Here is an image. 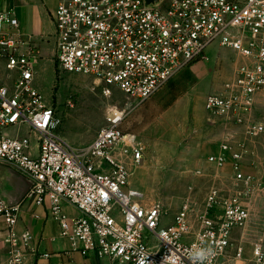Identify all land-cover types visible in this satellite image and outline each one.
Instances as JSON below:
<instances>
[{"label": "built area", "instance_id": "1", "mask_svg": "<svg viewBox=\"0 0 264 264\" xmlns=\"http://www.w3.org/2000/svg\"><path fill=\"white\" fill-rule=\"evenodd\" d=\"M53 23L59 67L94 77L106 97L118 88L145 102L192 64L208 61L215 42L233 52L232 76L205 101L211 123L224 127L207 161L217 171L230 166L231 184L215 182L202 204L187 200L162 226L164 206L131 187L144 148L124 131L126 112L112 108L85 146L61 136L56 109L35 86L41 49L0 0V164L31 183L19 202L0 196L6 264L49 257L29 230H17L27 201L49 206L73 249L115 264H191L193 245L213 247L212 264H264L262 243L246 260L244 240L235 238L250 220L252 200L264 195V122L254 117L264 93V0H58Z\"/></svg>", "mask_w": 264, "mask_h": 264}, {"label": "rangeland", "instance_id": "2", "mask_svg": "<svg viewBox=\"0 0 264 264\" xmlns=\"http://www.w3.org/2000/svg\"><path fill=\"white\" fill-rule=\"evenodd\" d=\"M48 36V42L39 47L42 58L35 86L56 109L57 131L70 143L85 146L107 124L112 108L126 112L123 129L136 136L144 148V158L133 170L131 187L144 192L148 203L164 206L162 226L173 221L187 200L202 204L215 182L230 188L231 168L217 171L207 161L219 147L224 127L211 123L205 101L232 76L236 66L233 52L215 42L206 50L208 61L192 64L152 98L141 102L118 88L106 97L104 85L94 77L62 70L56 62L54 29ZM261 96L254 117L264 122V93ZM250 210L247 226L235 233L237 240H244L246 260L252 257L257 243L264 246L263 194L252 200Z\"/></svg>", "mask_w": 264, "mask_h": 264}, {"label": "crops", "instance_id": "3", "mask_svg": "<svg viewBox=\"0 0 264 264\" xmlns=\"http://www.w3.org/2000/svg\"><path fill=\"white\" fill-rule=\"evenodd\" d=\"M57 2L58 0H2V9L14 12L20 22L22 34L33 36L36 45L41 48L45 43V37L53 32V13ZM261 95L258 96L257 102H260ZM223 130L224 128H221V139L224 136ZM218 150L219 147L215 151ZM28 187L29 180L21 171L13 166L0 164V196L5 201L9 203L21 201ZM66 209L71 214H77L74 208ZM5 227L4 223H0V264H6L10 249L3 241L7 235ZM17 230L19 232L29 230L40 254H49V257H31L30 262L33 264H115L109 259L98 258L93 252L73 249L71 242L60 236L59 225L50 217L47 204L25 202Z\"/></svg>", "mask_w": 264, "mask_h": 264}, {"label": "clouds", "instance_id": "4", "mask_svg": "<svg viewBox=\"0 0 264 264\" xmlns=\"http://www.w3.org/2000/svg\"><path fill=\"white\" fill-rule=\"evenodd\" d=\"M216 252L213 247H201L193 245L190 252L191 264H212V258H214Z\"/></svg>", "mask_w": 264, "mask_h": 264}, {"label": "water", "instance_id": "5", "mask_svg": "<svg viewBox=\"0 0 264 264\" xmlns=\"http://www.w3.org/2000/svg\"><path fill=\"white\" fill-rule=\"evenodd\" d=\"M158 1H159V0H147V3L151 5V4H155V3H157ZM30 186H31V183H30V181H29V187H28V190H29ZM28 190L25 192L23 198H24L25 195L27 194Z\"/></svg>", "mask_w": 264, "mask_h": 264}]
</instances>
